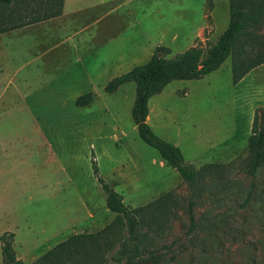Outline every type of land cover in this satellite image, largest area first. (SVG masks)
<instances>
[{
	"label": "rangeland",
	"instance_id": "374dc122",
	"mask_svg": "<svg viewBox=\"0 0 264 264\" xmlns=\"http://www.w3.org/2000/svg\"><path fill=\"white\" fill-rule=\"evenodd\" d=\"M153 1L70 0L68 15L49 24L62 12L60 0L0 4V236L14 234L23 264H42V255L77 234L94 236L86 240L89 264H111L121 248L123 260L134 253L106 208L92 161L137 210L139 245L159 257L156 264H264V166L250 175L247 158L250 108L264 96L245 87L234 93L227 60L151 98L152 131L201 171L193 190L140 139L130 115L135 85L104 91L157 46L173 57L216 42L211 32L192 38L194 6ZM260 81L251 88L264 89ZM89 93L90 104L75 105ZM105 244L111 249L102 254Z\"/></svg>",
	"mask_w": 264,
	"mask_h": 264
},
{
	"label": "trees",
	"instance_id": "16d2710c",
	"mask_svg": "<svg viewBox=\"0 0 264 264\" xmlns=\"http://www.w3.org/2000/svg\"><path fill=\"white\" fill-rule=\"evenodd\" d=\"M12 0H0V4L9 5ZM61 7L63 0H60ZM211 5V4H210ZM229 23L226 30L215 43L190 46L173 57H168L170 49L157 46L150 59L143 65L112 78L104 87L106 93H115L126 83L135 85L134 101L130 110L131 119L140 139L153 148L164 164L176 171L180 177L195 189L200 178V170L186 163L181 150L174 144L159 138L148 124L149 101L160 94L173 81L200 80L216 71L231 58V81L237 84L249 71L264 64V0H229ZM61 14V9L53 16ZM92 95L86 94L76 99V106H87ZM248 173L254 175L264 166V108L255 109L251 122V132L247 138ZM93 173L105 195L108 211L114 213V224L126 230L134 253L125 256L124 248L109 255L111 264H156L159 257L145 254L139 245L137 210L128 209L122 196L106 184L99 176L95 162L92 161ZM194 195V192L192 193ZM158 203V202H157ZM191 225L195 222L192 216V203L188 204ZM112 226H108L109 230ZM93 235H73L58 243L54 248L42 255L37 262L42 264H89L88 247ZM14 234L4 232L0 236L2 264H23L16 257L13 249ZM96 241H93L95 246ZM111 247L105 244L102 249L109 253ZM98 264H101L99 262Z\"/></svg>",
	"mask_w": 264,
	"mask_h": 264
},
{
	"label": "crops",
	"instance_id": "0c3cea01",
	"mask_svg": "<svg viewBox=\"0 0 264 264\" xmlns=\"http://www.w3.org/2000/svg\"><path fill=\"white\" fill-rule=\"evenodd\" d=\"M129 1L130 0H105V2L107 3H119V5L117 6H123L125 4H129ZM67 2L70 4V0H63L61 14L57 17L50 18V20L47 21V24L54 22L55 20L61 21L64 17H66V15H68ZM153 2L168 3L173 6H180L183 4L194 6L191 7L189 10L191 13L190 19L196 22V24L193 26L194 33L192 35V38L194 37L199 38L201 36L203 37L205 32H207L208 34L211 32V36L213 37L216 36L219 38V36L226 30L229 23V11H230L229 0H167V1L154 0ZM210 21H211V25L209 23ZM216 29H220V31L216 33ZM218 38L216 39V41L218 40ZM75 47L77 48L76 45ZM74 49H75L74 47H71V50ZM227 60L230 61L229 70L231 75V58L229 57L227 58ZM262 77H264V64H261L255 67L254 69H252L251 71H249L237 84L232 83L234 93L244 94L246 91H244L245 89L243 88L245 87L247 89L248 94L251 96L253 95L256 97H259L258 95L264 96V93L260 92V91H264V89H259L260 90L259 91L255 88H251V85L261 82L260 80L262 79ZM263 100L260 101L259 99V101H257L260 103V105L258 104L259 105L258 107L264 108ZM258 107L257 105H254L250 108L249 116L251 119H253L254 111Z\"/></svg>",
	"mask_w": 264,
	"mask_h": 264
}]
</instances>
